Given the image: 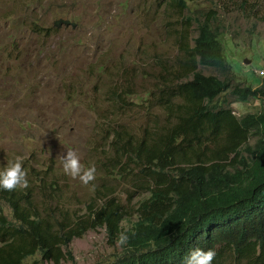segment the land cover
I'll use <instances>...</instances> for the list:
<instances>
[{"label": "trees", "instance_id": "obj_1", "mask_svg": "<svg viewBox=\"0 0 264 264\" xmlns=\"http://www.w3.org/2000/svg\"><path fill=\"white\" fill-rule=\"evenodd\" d=\"M166 4L183 16L178 44L184 54L177 63L160 64L165 75L158 106L168 123L140 136L115 121L106 128L104 172L144 181L148 198L128 211L110 192L99 193L85 213L71 211L46 172L34 175L41 211L30 184L0 188V264L73 263V242L97 230L105 231L112 248L119 233L128 235L115 264H183L195 248L213 249L212 264H264V108L237 117L232 100L223 99L229 93L239 103L264 100V83L234 84L221 14L256 17L262 7L251 0H222L223 7L208 8L197 0ZM199 65L225 79L205 76ZM119 98L125 103L132 96L126 91Z\"/></svg>", "mask_w": 264, "mask_h": 264}, {"label": "rangeland", "instance_id": "obj_2", "mask_svg": "<svg viewBox=\"0 0 264 264\" xmlns=\"http://www.w3.org/2000/svg\"><path fill=\"white\" fill-rule=\"evenodd\" d=\"M197 1L223 7L222 0ZM251 1L262 7L256 17L221 14L234 84L256 88L264 83V1ZM182 22L166 0H0V170L23 156L41 211L34 175L46 172L71 211L85 213L99 193L110 192L128 211L148 198L144 181L104 172L106 128L115 121L140 136L168 123L158 106L165 75L160 64L184 59L178 44ZM197 36L195 24L192 47ZM198 71L225 79L215 68L199 65ZM126 91L132 98L124 103L119 96ZM224 98L232 100L237 117L264 108V100L239 103L229 93ZM68 149L86 167L95 165L94 191L64 173L57 158ZM71 249L74 262L63 264H115L121 252L120 245H108L104 230L75 240Z\"/></svg>", "mask_w": 264, "mask_h": 264}, {"label": "clouds", "instance_id": "obj_3", "mask_svg": "<svg viewBox=\"0 0 264 264\" xmlns=\"http://www.w3.org/2000/svg\"><path fill=\"white\" fill-rule=\"evenodd\" d=\"M57 159L62 163L63 171L70 178L78 179L83 185L88 186L96 179L97 169L95 165L86 167L81 162L77 151L68 149L66 154H61ZM28 172L24 168V157L16 156L14 161H9L7 166L0 171V188L7 191H14L17 188L27 189L29 185ZM91 190H95L92 184ZM128 235L125 232L118 234L117 244L124 245L128 242ZM216 257L213 249L207 251L195 248L185 257L183 264H212Z\"/></svg>", "mask_w": 264, "mask_h": 264}, {"label": "water", "instance_id": "obj_4", "mask_svg": "<svg viewBox=\"0 0 264 264\" xmlns=\"http://www.w3.org/2000/svg\"><path fill=\"white\" fill-rule=\"evenodd\" d=\"M244 63H247L248 64V61L247 60H245V62Z\"/></svg>", "mask_w": 264, "mask_h": 264}, {"label": "built area", "instance_id": "obj_5", "mask_svg": "<svg viewBox=\"0 0 264 264\" xmlns=\"http://www.w3.org/2000/svg\"><path fill=\"white\" fill-rule=\"evenodd\" d=\"M262 75H264V73H262Z\"/></svg>", "mask_w": 264, "mask_h": 264}]
</instances>
